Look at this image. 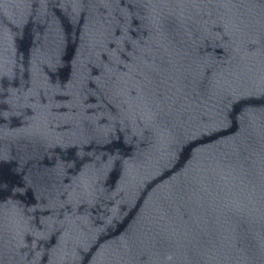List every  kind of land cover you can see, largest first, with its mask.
Here are the masks:
<instances>
[{"label": "water", "instance_id": "95a60500", "mask_svg": "<svg viewBox=\"0 0 264 264\" xmlns=\"http://www.w3.org/2000/svg\"><path fill=\"white\" fill-rule=\"evenodd\" d=\"M0 264H264V0H0Z\"/></svg>", "mask_w": 264, "mask_h": 264}]
</instances>
